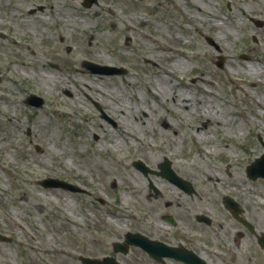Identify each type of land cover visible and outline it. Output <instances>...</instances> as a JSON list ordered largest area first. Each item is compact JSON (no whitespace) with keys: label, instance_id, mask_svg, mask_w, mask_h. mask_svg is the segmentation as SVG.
<instances>
[{"label":"rangeland","instance_id":"obj_1","mask_svg":"<svg viewBox=\"0 0 264 264\" xmlns=\"http://www.w3.org/2000/svg\"><path fill=\"white\" fill-rule=\"evenodd\" d=\"M40 1L47 10L36 33L18 26V20L0 18V31L8 34L0 37V234L12 237L0 241V264H53L63 258L57 254L61 247L101 256L126 230H151L160 211L200 209L189 206L186 196L182 208L147 206L142 191L148 176L166 192L172 187L157 174L144 175L136 161L157 169L167 156L198 192L207 183L206 173L223 178L213 186L218 191L228 188L230 174L245 175L263 149L258 136L264 140V0H109L104 6L109 13L87 9L81 0ZM220 47L238 61L259 57L262 62L250 67L257 84L238 88L226 79L224 68L240 70L238 63L227 62L228 55L214 54L212 61L203 56L205 49ZM101 53L102 60L91 55ZM180 58L189 66L175 67ZM85 59L123 67L125 73H93L82 65ZM165 67L174 77L163 72ZM201 68L214 80V86L202 84L212 90L202 98L223 109L210 140L198 138L197 128H205L191 110L148 88L173 80L172 90L187 83L199 96ZM30 93L44 98L40 108L25 104ZM87 94L101 102L116 126L102 118ZM240 125L242 132L235 134ZM226 143L235 151L229 167ZM214 146V153L207 152ZM46 177L65 178L92 195L47 189L40 184ZM213 209L219 208L205 211ZM59 229L73 232L75 245L65 231L56 234Z\"/></svg>","mask_w":264,"mask_h":264},{"label":"bare ground","instance_id":"obj_2","mask_svg":"<svg viewBox=\"0 0 264 264\" xmlns=\"http://www.w3.org/2000/svg\"><path fill=\"white\" fill-rule=\"evenodd\" d=\"M39 19H42V16H39ZM39 19L34 18V19H27V18H20V22L23 24V26L25 27H29L30 26V22L32 21H36L37 24L39 23ZM112 24L116 25L115 20L112 21ZM32 30L35 32L36 30V25L33 24L32 25ZM222 31V30H221ZM220 31V32H221ZM91 38H93L91 36ZM148 39V36H147ZM18 43V42H17ZM168 51H172L173 48L169 47L167 48ZM248 51H250L249 49H247ZM218 52V53H217ZM214 54L219 56H226L228 55V51H226L225 48L220 47L218 48V50H208L205 49L203 52V56L212 61V57H214ZM94 58L96 59H104L105 55L104 53L101 54H91ZM236 55V54H235ZM186 58L190 59L191 55H185ZM193 57H198V54H193ZM227 62L231 63V62H236L239 64L240 70L239 71H234V70H228L227 68H224L222 70V74L224 75V77L226 79H228L232 84H234L236 87L241 88L240 83H244V82H250V81H254L257 84V81L255 80V77L252 75L253 73V68L251 69L250 67L254 66L255 63H261V59L259 57H257L255 54H251V58L250 60H235V56L234 55H228V57L226 58ZM175 67L177 68H184L185 66H189V62H187V60L185 59H177L174 63ZM200 74H199V79L200 82L199 84H197V86L201 87V93L199 96H196V94L192 93V89L194 87H191L189 84L185 83L182 84L181 86H176L175 87V91L172 90L171 88V84H173V80H170L169 82H167V80H165V83H158V87L156 90L152 89L150 86H148L149 90L152 91L154 94L156 95H170L172 97V99L174 101H177L180 108L181 109H188L191 110L190 112H192L195 117L197 118V120H199L203 125L205 130H201V128H197L198 131V138L200 140H210V137L212 135V131H211V126L212 127H217L218 125L221 124V121L223 120L222 115H223V109L221 106L216 105L215 102H207L204 100V98H202L204 95H209L212 96V90L210 88H208V86H214V80L212 78H210L209 76L207 77V71L205 70V68H201L200 69ZM163 72L169 76H173L174 77V71L170 68V67H165L163 69ZM208 85V86H202V84ZM166 86V87H164ZM190 118H193V116H191ZM213 129V128H212ZM237 132L241 133L242 132V127L240 125V127L238 128V130H235L234 133L237 134ZM236 137V135H234ZM118 144L115 143L114 146H117ZM119 146V145H118ZM216 146L212 147V149H208L207 152L209 153H214L212 152V150L215 148ZM225 155H226V160H230L232 158V155H235V151L233 149H231L230 144L226 143V148H225ZM230 166V162L228 161V167ZM228 171H230V169H228ZM136 173V172H135ZM205 179L207 181L206 185H205V189L201 191L200 195L198 192H195V194L199 195L201 197V202L203 203H216L217 200L220 197H224V196H235L236 192H238L239 188H242L244 193L243 194H250L253 195V183L251 182V178L246 174V175H238V176H233L232 174H230L229 176V180H228V188H226L225 190H221L218 191L216 190L213 186L216 185L217 181H221L223 178L219 177L218 175L215 174H211V173H206L205 174ZM152 185L156 186L158 188V192L156 194H154L152 192L151 188H144L142 191V194H144L145 196H147L149 199L146 201L147 202V206L150 207H161L162 205L164 206V202H161L159 200V198L162 196L163 198H165L167 201H170V206H182L184 203V201L180 200L182 199L183 195L181 194V192L174 190V188L172 187V189L170 191H165L162 188L161 184H158L154 181H152ZM162 188V189H161ZM141 190V189H140ZM176 192V193H175ZM156 197L155 200H152V197ZM172 196H175L176 198H172ZM260 196V195H259ZM140 205H143L142 202L139 201Z\"/></svg>","mask_w":264,"mask_h":264},{"label":"flooded vegetation","instance_id":"obj_3","mask_svg":"<svg viewBox=\"0 0 264 264\" xmlns=\"http://www.w3.org/2000/svg\"><path fill=\"white\" fill-rule=\"evenodd\" d=\"M255 213L256 211L243 210L241 215L247 222L235 217V224L227 227L226 232L229 233L227 237L235 241L234 250L237 252L232 257L213 253L209 255L205 252L214 247L209 242L210 234L200 233L198 236L179 234L177 230H174L177 226L171 225L169 231L157 229L155 226H150L151 230L149 227H141L140 231L152 240H158L165 245L177 247L183 251L190 250L193 253L173 257L167 254L169 251L166 247H161L158 253L160 258L156 259L142 247H139L137 252L134 251L135 248H130L127 253H117L112 247L109 256L116 257L120 264H264V232L258 230V218ZM241 215L239 216L241 217ZM196 223L204 230L212 227V220L209 223ZM193 228L196 229V226ZM231 233L233 234L231 235Z\"/></svg>","mask_w":264,"mask_h":264},{"label":"water","instance_id":"obj_4","mask_svg":"<svg viewBox=\"0 0 264 264\" xmlns=\"http://www.w3.org/2000/svg\"><path fill=\"white\" fill-rule=\"evenodd\" d=\"M165 171H167L165 169ZM168 172V171H167ZM45 184H49V185H63L64 187H69V188H74L77 189L75 186L69 185L63 181L60 180H49V181H44ZM85 263L87 264H97L96 261L92 260V259H85Z\"/></svg>","mask_w":264,"mask_h":264}]
</instances>
